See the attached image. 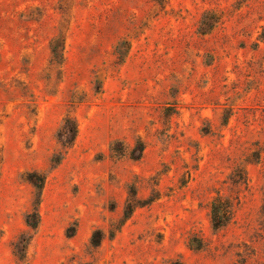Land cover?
I'll return each mask as SVG.
<instances>
[{
	"label": "rangeland",
	"instance_id": "obj_1",
	"mask_svg": "<svg viewBox=\"0 0 264 264\" xmlns=\"http://www.w3.org/2000/svg\"><path fill=\"white\" fill-rule=\"evenodd\" d=\"M0 264H264V0H0Z\"/></svg>",
	"mask_w": 264,
	"mask_h": 264
},
{
	"label": "trees",
	"instance_id": "obj_2",
	"mask_svg": "<svg viewBox=\"0 0 264 264\" xmlns=\"http://www.w3.org/2000/svg\"><path fill=\"white\" fill-rule=\"evenodd\" d=\"M57 50H58V45L56 43V40L52 41L50 45V53L52 58L51 61H56L57 56L60 55L58 54ZM76 132H77L76 125L73 122V120L71 118H65L63 121V125L59 129V135L61 137L64 136L66 139V141H64L63 144L64 146H68L73 142L76 136ZM42 184H43V179L41 177H38L37 182H31V185L35 189L38 197L40 194V190L42 188ZM127 207L130 208L131 206L128 205ZM209 215H210V223L212 229L215 231L220 230L226 226L227 222L229 221L232 215L231 204L227 200L216 198L210 204ZM38 221H39V216L36 209L34 208L31 213L26 215L25 224L29 229L34 230L38 225ZM101 235L102 234L100 230H96L92 233L89 241V245L91 248L95 249L99 247L101 242ZM21 241L23 242V239ZM22 242L19 243L20 247L21 246L23 247Z\"/></svg>",
	"mask_w": 264,
	"mask_h": 264
}]
</instances>
